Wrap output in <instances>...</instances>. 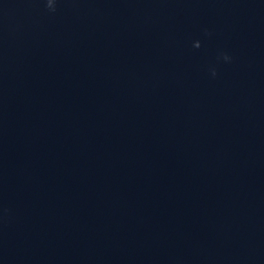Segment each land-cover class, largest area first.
<instances>
[{
    "label": "clouds",
    "instance_id": "clouds-1",
    "mask_svg": "<svg viewBox=\"0 0 264 264\" xmlns=\"http://www.w3.org/2000/svg\"><path fill=\"white\" fill-rule=\"evenodd\" d=\"M56 2H57V0H46V8L51 12H55L56 11V7H55ZM204 34L205 35H211V33L207 29H205ZM200 46H201V44H200L199 40L193 42L194 48H200ZM217 59L218 60L222 59L224 62L230 63L232 60V57L230 55H228L227 53L221 52L218 55ZM211 74L213 77H215L217 75V71L215 68L211 69Z\"/></svg>",
    "mask_w": 264,
    "mask_h": 264
}]
</instances>
